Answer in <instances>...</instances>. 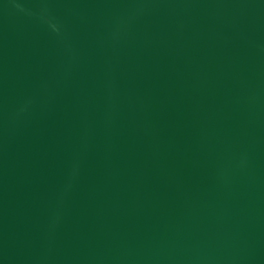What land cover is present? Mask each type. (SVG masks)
Listing matches in <instances>:
<instances>
[{
	"label": "water",
	"instance_id": "95a60500",
	"mask_svg": "<svg viewBox=\"0 0 264 264\" xmlns=\"http://www.w3.org/2000/svg\"><path fill=\"white\" fill-rule=\"evenodd\" d=\"M0 264H264V0H0Z\"/></svg>",
	"mask_w": 264,
	"mask_h": 264
}]
</instances>
